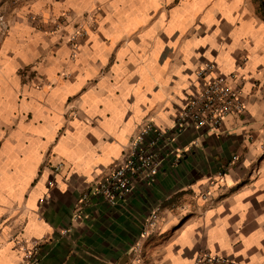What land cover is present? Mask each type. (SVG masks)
<instances>
[{"label": "crops", "instance_id": "crops-1", "mask_svg": "<svg viewBox=\"0 0 264 264\" xmlns=\"http://www.w3.org/2000/svg\"><path fill=\"white\" fill-rule=\"evenodd\" d=\"M0 11V264H28L19 242L42 238L40 264H125L157 208L141 264L201 251L264 264V0H0ZM91 11L73 49L64 30ZM59 15L72 21L54 31ZM210 61L234 75L246 111L217 131L184 127L154 182L116 206L95 195L143 122L173 128Z\"/></svg>", "mask_w": 264, "mask_h": 264}, {"label": "built area", "instance_id": "built-area-1", "mask_svg": "<svg viewBox=\"0 0 264 264\" xmlns=\"http://www.w3.org/2000/svg\"><path fill=\"white\" fill-rule=\"evenodd\" d=\"M95 13L87 12L82 15L81 22L72 24V30H64L71 18L59 15L52 22V30H64L68 42L76 49V40L87 34L84 22L95 23ZM31 18H35L31 16ZM8 28V21L4 12L0 11V32ZM232 74L214 73L213 62H206L196 70L198 86L190 92L174 113V125L166 129L153 121L143 122L125 145L117 164L101 177L93 187V193L111 206H116L138 184L148 185L154 182L162 163V150L171 146L175 135L184 127H195L217 131L229 117L241 116L246 111V103L241 94V87L228 80ZM224 175L218 171L217 177ZM88 203L85 193L80 201L76 216L81 214L83 206ZM159 209H153L141 225L140 238L130 248L128 260L125 264H141L143 259V243L156 227L159 219ZM44 239L33 240L30 244L21 243L23 261L28 264H40V251ZM192 264H242L236 259L228 258L216 252L201 251L197 253Z\"/></svg>", "mask_w": 264, "mask_h": 264}]
</instances>
